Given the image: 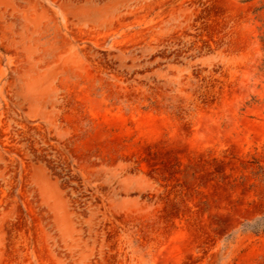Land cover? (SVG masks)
<instances>
[{
    "label": "rangeland",
    "instance_id": "1",
    "mask_svg": "<svg viewBox=\"0 0 264 264\" xmlns=\"http://www.w3.org/2000/svg\"><path fill=\"white\" fill-rule=\"evenodd\" d=\"M0 264H264V0H0Z\"/></svg>",
    "mask_w": 264,
    "mask_h": 264
}]
</instances>
